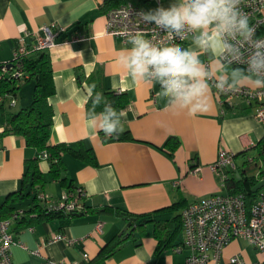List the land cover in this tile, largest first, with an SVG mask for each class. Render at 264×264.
<instances>
[{
    "label": "crops",
    "instance_id": "crops-1",
    "mask_svg": "<svg viewBox=\"0 0 264 264\" xmlns=\"http://www.w3.org/2000/svg\"><path fill=\"white\" fill-rule=\"evenodd\" d=\"M126 2L154 14L158 6L167 8L172 0H0V216L11 218L15 211H23L12 219L9 230L25 246L11 247L14 264H40L46 259L67 264H185L186 249H175L182 241L179 220L169 222L170 228H176L173 240L159 249L154 222L135 219L150 214L154 220H170L202 196L227 193L226 183L211 169L219 150L244 159L264 137V125L254 115V102L235 97L221 106L211 89L206 112L175 114L173 107L166 108L165 101L157 98L156 93L162 90L159 83H133L116 63L120 51L132 45L106 31V11ZM51 24L62 30L55 45L42 50L48 56L54 87L47 98L53 110L49 142L89 147L96 163L71 154L62 156V173L73 185L69 191L82 189L85 196L80 201L85 210L50 217L34 214V205L42 204L37 194L43 192L56 201L67 187L51 177L49 161L43 157L37 160L41 181L31 186L30 177L23 178L27 163L37 156L36 149L22 136L6 132L5 126L11 112L29 104L34 82L27 79L10 91L14 83L6 79L12 68L3 65L11 63L18 36ZM194 35L198 33L188 37L182 50H195L204 69L218 79L217 69L224 62L197 49L192 43ZM26 39L31 41L30 36ZM236 68L245 69L230 64V69ZM93 84L92 94L103 93L112 107L114 98L106 91L126 98L119 112L124 114L123 133L129 131L128 138H117L123 133L102 135L89 126L87 111L92 102L88 91ZM11 98L15 99L13 105ZM97 99L102 110L104 100ZM169 137L178 142L172 155L166 145ZM237 168V164L234 169L227 168L226 177L234 176ZM132 218L136 225L129 228ZM98 222L100 231L95 228ZM121 233L125 239L102 257L103 246ZM57 234L74 241L52 240ZM238 240L224 247V260L234 254L247 260L260 256L252 246L254 257L250 258Z\"/></svg>",
    "mask_w": 264,
    "mask_h": 264
},
{
    "label": "clouds",
    "instance_id": "clouds-1",
    "mask_svg": "<svg viewBox=\"0 0 264 264\" xmlns=\"http://www.w3.org/2000/svg\"><path fill=\"white\" fill-rule=\"evenodd\" d=\"M242 2L172 0L167 8L162 4L158 6L154 14L140 11L137 13L139 21H154L156 28L124 33L126 42L132 47L122 49L116 63L133 83L145 82L153 86L159 83L162 90L156 93L157 98L165 101L166 108L173 107L175 114L196 116L208 110L211 73L204 69L195 50H182L171 42L154 44L145 37L149 32L158 34L160 29H164L168 41L173 34L187 39V33H198L192 40L195 47L226 61L219 65L218 82L213 85L218 93H237L245 87L264 89V39L256 38V29L240 8ZM232 61L246 63L247 68L230 69ZM94 89L95 84L89 86L88 99L92 101L87 111L89 126L103 131L106 136L120 135L124 131L123 112L113 108L103 93L92 94ZM97 96L104 100L99 112L96 111L99 107Z\"/></svg>",
    "mask_w": 264,
    "mask_h": 264
},
{
    "label": "built area",
    "instance_id": "built-area-1",
    "mask_svg": "<svg viewBox=\"0 0 264 264\" xmlns=\"http://www.w3.org/2000/svg\"><path fill=\"white\" fill-rule=\"evenodd\" d=\"M160 3V0H156ZM243 12L248 15L250 24L256 29V38L264 39V0H243L240 5ZM144 11L138 5L126 2L118 6L109 8L106 13V31L108 34L121 37L126 41L124 33L129 30H150L155 29V22H140L137 13ZM62 28L54 24L43 26L39 32L20 35L17 38V45L13 51L12 63L14 68L10 72L8 81L19 80L24 77L21 60L26 56L42 50H47L55 45V38ZM193 33H187V39ZM26 36L31 37L29 42ZM154 44L171 42L179 45L182 49L184 42L180 36L173 34L170 41L165 38L164 29H160L158 34L149 32L145 37ZM241 51H244L242 48ZM248 55L247 52L244 53ZM224 63L226 61L222 60ZM231 65L247 68L246 63L232 61ZM208 79V78H207ZM218 79L211 75L208 83L217 97L219 105L230 104L235 97H241L247 102L255 103L254 115L256 119L264 125V89L242 88L237 93H218L213 86ZM161 86V85H160ZM162 87V86H161ZM3 96H0L2 99ZM15 99H10V104H14ZM222 112V110H221ZM47 152L43 151L40 157L47 158ZM246 161H253V157H247ZM234 153L220 149L217 160L211 166L222 182L227 176V168L234 169ZM194 171L197 167H193ZM251 204L246 203V199L241 193H214L202 196L187 204L180 213L182 227V241L175 247L177 250L186 249L185 264H264V186L259 188ZM85 196L82 189L75 191H65L61 199L52 200L43 192L37 194V199L48 211H63L66 213H79L85 210L80 199ZM22 210L15 211L11 218L0 216V264H14L12 261L11 247L24 244L15 240L9 225L12 219L22 215ZM100 231L101 223L95 225ZM32 229V227H30ZM242 238L251 244L260 254L255 260H247L240 254H234L223 259V249L232 240ZM63 239L67 244L74 240L66 239L64 235H54L52 240ZM87 254H84L86 257ZM40 264H67L62 261L50 259L44 260Z\"/></svg>",
    "mask_w": 264,
    "mask_h": 264
},
{
    "label": "trees",
    "instance_id": "trees-1",
    "mask_svg": "<svg viewBox=\"0 0 264 264\" xmlns=\"http://www.w3.org/2000/svg\"><path fill=\"white\" fill-rule=\"evenodd\" d=\"M108 3V2H107ZM120 5V4H119ZM118 6V5H116ZM11 68H14V64L11 62ZM22 69L24 71V77L19 80H12L13 86L10 91L17 89L22 82L27 79L33 80V92L32 97L26 106L18 109L15 112H11L6 119L5 131L22 136L27 145H30L36 149L37 156L32 161L27 163V168L23 174V178L30 177V185L33 186L36 182L41 181V174L38 169L37 160L40 154L45 151L47 152V160L49 161V173L53 179L59 180L61 183L66 184L67 190L72 189V183H68L67 178L63 175L64 165L62 156L64 154H71L77 158L87 160L91 164H95V156L93 151L89 147L80 146L74 148L65 143L51 144L49 142L50 128L52 124L53 110L51 105L48 103V96L53 93L54 87L51 81V68L48 61V56L45 51L34 52L21 60ZM11 69V71H12ZM8 80V78L6 79ZM8 84H6L7 86ZM109 98H114L113 108L118 112L126 103V98L123 94L118 96L112 91H106ZM116 97V98H115ZM97 99V97H96ZM98 100V99H97ZM91 101V100H89ZM99 101V107L96 111H100L102 108L101 101ZM92 102V101H91ZM92 104H89V107ZM88 107V104H87ZM90 110V109H89ZM102 135L103 131L100 132ZM129 131H125L122 136L117 138H128ZM166 145L170 146V154L172 155L173 150L177 147L178 142L174 137H169L166 141ZM255 150L258 153V157L261 158L262 166L257 175H248L243 169L240 170L238 177H226L224 182L227 185V193H241L246 199V203L249 205L252 203L256 196V192H252L251 188L261 179H264V137L259 139L255 144ZM243 153V151L241 152ZM254 160V157H253ZM246 161V159H245ZM26 181V180H25ZM36 216H69L72 213H66L63 211H48L42 204H35L32 208ZM140 218V219H139ZM135 218H132L129 228H132L136 223ZM135 220L142 221H153L155 228V236L158 239V247L165 248L169 246L173 240L176 228H170L169 222L180 221V214L176 215L170 220H154L152 215H140ZM125 239V233L116 235L111 241H109L101 249V256H108L121 241Z\"/></svg>",
    "mask_w": 264,
    "mask_h": 264
},
{
    "label": "rangeland",
    "instance_id": "rangeland-1",
    "mask_svg": "<svg viewBox=\"0 0 264 264\" xmlns=\"http://www.w3.org/2000/svg\"><path fill=\"white\" fill-rule=\"evenodd\" d=\"M247 157H254V160L253 161H245V159ZM234 161L238 166V168L233 173L234 177H238L240 175L241 169H243L245 171V173L248 175H257L261 166H262L261 158L258 157V153L255 149L254 150H252V149L248 150V152H246V156L244 157V159L241 155H238L234 159ZM238 243H239V246L242 249H244L248 253V255H250L249 256L250 258L254 257V250H253L251 244H248L247 241H245L244 239H241V238H239Z\"/></svg>",
    "mask_w": 264,
    "mask_h": 264
},
{
    "label": "water",
    "instance_id": "water-1",
    "mask_svg": "<svg viewBox=\"0 0 264 264\" xmlns=\"http://www.w3.org/2000/svg\"><path fill=\"white\" fill-rule=\"evenodd\" d=\"M12 64L11 63H6L5 65H3V67L5 68H9L11 67ZM262 186H264V179L259 180L252 188L251 191L254 193L256 192L259 188H261ZM130 225V222L127 223V227ZM124 231V230H123Z\"/></svg>",
    "mask_w": 264,
    "mask_h": 264
}]
</instances>
